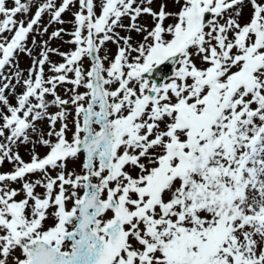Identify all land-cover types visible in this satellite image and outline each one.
<instances>
[{
    "label": "snow or ice",
    "instance_id": "6c2138e0",
    "mask_svg": "<svg viewBox=\"0 0 264 264\" xmlns=\"http://www.w3.org/2000/svg\"><path fill=\"white\" fill-rule=\"evenodd\" d=\"M6 162L0 264H264V0H0Z\"/></svg>",
    "mask_w": 264,
    "mask_h": 264
},
{
    "label": "rangeland",
    "instance_id": "374dc122",
    "mask_svg": "<svg viewBox=\"0 0 264 264\" xmlns=\"http://www.w3.org/2000/svg\"><path fill=\"white\" fill-rule=\"evenodd\" d=\"M248 15H249V9H248V8H245V9H244V18L247 19ZM67 18H68V17H66V19H67ZM44 22H45V23L47 22V17H44ZM55 27H58V25H54L53 28H50V29H49V31H52ZM65 39H67V37H65ZM59 43H60L59 41H54V42H53V46H56V45H58ZM68 47H70V46H68V45H63V46H62V50H67ZM110 47L112 48V51L114 52V51H115V46L110 45ZM53 59L59 61L60 58L54 56ZM29 64H30V61H29L28 57H26V56H21V57H20V66H21L22 68H27V67L29 66ZM60 91H61V93H63V89H61ZM38 151L41 152V154H43V153L46 152L47 150L44 149V148H39ZM26 153H27V149H26V148H21V154H22V155L24 156V158L27 160V159H28V156H27ZM11 167H12V165L6 162V163L4 164V166H3V168H0V171H8V170L11 169ZM37 191H43V190H42V189H37ZM48 223L50 224L51 221H48Z\"/></svg>",
    "mask_w": 264,
    "mask_h": 264
}]
</instances>
